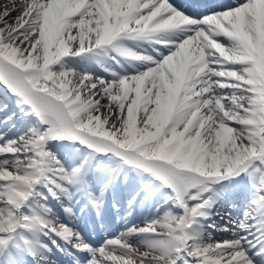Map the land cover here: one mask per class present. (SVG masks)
Here are the masks:
<instances>
[{"label":"snow or ice","instance_id":"1","mask_svg":"<svg viewBox=\"0 0 264 264\" xmlns=\"http://www.w3.org/2000/svg\"><path fill=\"white\" fill-rule=\"evenodd\" d=\"M185 2L0 0V85L41 125L0 144V264H58L65 245L76 264H264V0ZM128 41L159 48L146 55ZM109 49L144 70L106 79L65 66ZM53 140L118 157L148 175L146 189H169L165 203L179 211L98 248L53 219L48 203L30 214L38 194L71 201L84 180L88 160L66 168L48 149ZM245 174L254 189L247 222L210 225L227 234L219 239L196 235L215 203L207 193Z\"/></svg>","mask_w":264,"mask_h":264},{"label":"bare ground","instance_id":"2","mask_svg":"<svg viewBox=\"0 0 264 264\" xmlns=\"http://www.w3.org/2000/svg\"><path fill=\"white\" fill-rule=\"evenodd\" d=\"M130 47L134 48L138 52H143L144 54L146 51H149V49L153 47L159 48V46L150 44L147 42H132L128 41L126 42ZM109 54L106 53H99V54H89L85 53L81 56H75V57H69L65 60V66L68 69H73L77 72H88L93 73L94 75H100L105 74L109 77H105L106 79H112L111 73H108L103 71L107 66L116 64L115 61L112 58V54L116 55L117 57L122 58L124 63L131 62V65H127L129 67L128 73L130 75L135 74L137 69L144 70V66L139 64V62L135 61H129L125 59L124 57L120 56L117 52L114 50L109 49L107 51ZM146 55H149L146 53ZM95 57V58H94ZM126 60V61H125ZM70 65H72L73 68H71ZM96 66L101 67L97 68ZM126 73V75H128ZM4 89L3 85H0V90ZM10 97V94L7 96ZM11 103V109L14 113H17L13 115V119L15 121H12L13 124H16V128H12L9 130L7 135L10 137L11 140H14L18 138L19 133L23 131L24 133L22 136L25 135H32L31 130L36 128H40V122L38 120V117L35 114L26 115L25 112L27 111V108L25 106V109L22 110L20 107L16 106L15 98H10ZM11 123V124H12ZM34 124L31 126L30 124ZM18 136V137H16ZM21 137V136H20ZM4 138V137H3ZM8 139V140H10ZM5 139H0V144L4 143ZM7 142V141H6ZM5 142V143H6ZM48 148L53 149L57 151L58 156H61V162L65 163L64 165H67L68 163H79L80 160L83 159V162L87 159L88 160V169L93 170V177H99V178H105L108 177L110 174V171L112 172L116 166L118 168L116 169L115 173V187L119 186L120 191L124 190V193H134L133 190L136 192H141V197H145L147 193L149 192V189H146L145 186V179H149L148 175L141 174L139 171L132 169L126 165H122L121 160L118 157L115 156H108L100 153H96L93 149L89 148L86 145L76 143L73 141H69L67 144L63 142V140H53L50 141L48 144ZM73 149H77L78 151H74ZM81 153V154H80ZM83 153V154H82ZM58 158V157H57ZM60 160V159H59ZM120 180V182H119ZM43 186H40V190H42ZM215 187V194L217 195L219 192L218 187H225L227 189V193H220L217 195V199L215 200V203L213 207L210 209H207L206 211L210 213L209 219L203 220L202 225L203 229L197 228L196 229V235H202L203 239L205 241H208L209 233L211 234V237L213 239H219L222 236H226L227 234L220 233L219 231H214L210 228V224L213 222H216L217 226L221 225L220 220V209L224 206V204L227 202L226 199L228 196H230L232 199L236 200V202L239 203V207L237 208L238 211L234 213L235 216H237L235 221L237 224H239L241 221L247 222V217L245 215L246 211L249 210L252 207L253 199H254V189H253V181H250L247 174L235 177L232 180H225L223 183H220L219 186ZM143 189V191H142ZM72 194H76L82 192L80 190L79 185L76 183L71 187ZM99 196L102 191H94ZM152 196L154 195L155 198L161 200V202H165L167 197L169 196L170 190L167 188H159L155 189V191H151ZM115 194L118 196L119 191H115ZM212 192L207 193L208 196L212 197ZM120 196V194H119ZM97 197V196H96ZM99 198V197H97ZM37 200V204L40 205L43 203L41 201L39 194L35 196L32 201L30 202L31 210L33 207V203ZM132 200V197H130L129 202ZM61 201H64L65 203H69L66 197H62ZM48 204H53L50 201H47ZM165 206H168L167 208H172L171 202L166 203ZM174 211H179V209L172 208ZM89 212L91 211L90 206H88ZM28 211V209H26ZM44 209L34 210L32 214L36 213H43ZM145 214H148V211H144ZM153 220V219H152ZM226 221V220H224ZM64 243L63 241H61Z\"/></svg>","mask_w":264,"mask_h":264}]
</instances>
